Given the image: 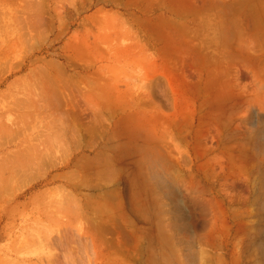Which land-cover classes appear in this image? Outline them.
Segmentation results:
<instances>
[{"label":"rangeland","instance_id":"1","mask_svg":"<svg viewBox=\"0 0 264 264\" xmlns=\"http://www.w3.org/2000/svg\"><path fill=\"white\" fill-rule=\"evenodd\" d=\"M1 1L0 264H264V0Z\"/></svg>","mask_w":264,"mask_h":264},{"label":"bare ground","instance_id":"2","mask_svg":"<svg viewBox=\"0 0 264 264\" xmlns=\"http://www.w3.org/2000/svg\"><path fill=\"white\" fill-rule=\"evenodd\" d=\"M0 1H1V0H0ZM239 1H241V0H239ZM239 1H237V2L239 3L238 5H241V3H240ZM243 1H246V0H243ZM243 1H242V2H243ZM255 1H256V0H255ZM1 2H2V1H1ZM1 2H0V4H1ZM5 2H6V1H5ZM7 2H8V1H7ZM189 2H190V1H189ZM246 2H247V1H246ZM190 3H191V2H190ZM210 3H211V2H210ZM191 4H192V3H191ZM243 4H244V3H243ZM243 4H242L241 6H242V8H245V7L243 6ZM255 4H258V3H255ZM255 4H253V6H254ZM244 5H245V4H244ZM234 6L236 7V5H234ZM250 6H251V5H250ZM255 6H257V5H255ZM251 7H252V6H251ZM257 7H258V6H257ZM257 7H256V9H257ZM248 8H249V7H248ZM250 9H251V8H250ZM250 9H248V10H250ZM256 9H255V10H256ZM259 9H260V8H259ZM240 10H241V9H240ZM242 11H243V10H242ZM252 11L254 12V9H253ZM257 11H258V10H257ZM246 12H247V11H245V13H246ZM253 12L250 11V12H248L246 15H248V14H250V13L252 14ZM258 12L260 13V10H259ZM259 13L256 12L255 14H259ZM263 13H264V12H263ZM251 14H250V15H251ZM253 14H254V13H253ZM255 14H254V15H255ZM244 15H245V14H244ZM246 15H245V17H247ZM250 15H249V16H250ZM249 16H248V17H249ZM260 16H261V15H260ZM262 16H263V14H262ZM251 18H252V16H251ZM263 18H264V17H263ZM263 18L261 17L262 21H264ZM245 19L247 20L248 18H245ZM249 19H250V18H249ZM241 20H242V19H241ZM250 20H251V19H250ZM250 20H249V21H250ZM252 20L255 21L254 19H252ZM259 20H260V18H259L257 21H259ZM247 21H248V20H247ZM242 22H243V21H242ZM242 22H241V23H242ZM250 22H251V21H250ZM260 22H261V20H260ZM236 23H238V21H237ZM252 23H253V22H252ZM252 23H250V26L252 25ZM263 23H264V22H263ZM238 24H240V23H238ZM238 24H237V25H238ZM258 24H259V23H258ZM240 26H241V25H240ZM242 26H245V23H244V22H243ZM248 26H249V25H248ZM238 27H239V25H238ZM245 27H246V26H245ZM253 27H254V26L252 25V28H253ZM247 28H248V27H246V29H247ZM240 29H241V28H240ZM242 29H243V27H242ZM248 29H249V28H248ZM260 29H261V28H260ZM249 30H251V29H249ZM252 30L256 31L255 29H252ZM261 30H262V29H261ZM262 31H263V30H262ZM241 32H242V30H241ZM241 32H240V33H241ZM248 32H249V31H248ZM259 32H260V31H259ZM243 33H245V32H244V29H243ZM243 33H242V35H241V38H242V36L244 35ZM247 34H249V33H247ZM247 34H245L244 36L247 37ZM261 34L263 35L264 32L261 33ZM261 34H259V36H260ZM255 35H256V34H255ZM248 36H249V35H248ZM257 36H258V35H257ZM263 36H264V35H263ZM246 37H245L244 39H246ZM252 37H254L253 34H252ZM255 37H256V36H255ZM249 38H250V37H249ZM249 38H248V39H249ZM256 40H257V39H256ZM261 41H262V40H261ZM254 42H255V41H254ZM257 42H258V41H257ZM259 42H260V40H259ZM259 42H258V43H259ZM255 43H256V42H255ZM260 43H261V42H260ZM260 43H259V44H260ZM260 45H261V44H260ZM171 67H172V66H171ZM50 76H51V75H50ZM223 76H224V74H223ZM53 78H54V77H53ZM59 78H62V77L59 76ZM228 78H229V77H228ZM57 79H58V78H57ZM62 79H63V78H62ZM47 80H48V79H47ZM226 80H227V79H226ZM59 81H60V84H61V83H62L61 79H60ZM229 81H230V80H229ZM229 81H228V84H229ZM50 82H52V81H50ZM50 82H47V83H48V84H52V83H50ZM56 82L59 83L58 80H56ZM56 82H54V83L56 84ZM226 84H227V83H226V81H225L224 85H226ZM58 86H59V85H58ZM64 86H65V85H64ZM227 86H228V85H227ZM229 86H231V85H229ZM229 86H228V87H229ZM62 87H63V86H62ZM42 89H43V88H42ZM42 89H41V90H42ZM69 89H70V88H69ZM80 89H81V88H80ZM80 89L77 88L78 92H79ZM85 89H86V88H85ZM189 89H190V88H189ZM191 89H192V88H191ZM67 90H68V88H58V87H57V88H54V90H53L55 95H58L59 97L62 98V99L60 98V100H61L60 102L63 101L64 104H65V108H64V109H63L64 106L61 105V106H62V109L64 110V112H65V109L67 108V110H68V107H70L69 105L74 104V103H75V100H76V97L74 96V94H73L70 90H69L70 92L67 91ZM192 90H193V89H192ZM80 91H81V90H80ZM82 91H84V90H82ZM82 91H81V94H80V95H79V93H78V96H80L81 98H82V95H83L84 93H85V95L87 94V91H86V90H85L84 92H82ZM189 91H190V90H189ZM194 91H195V90H194ZM197 91H198V90H197ZM35 92H36V91H35ZM39 92H40V91H39ZM51 92H52V91H50V93H51ZM182 92L187 93L186 91H182ZM199 92H200V91H199ZM36 93H38V91H37ZM42 93H43V92H42ZM42 93H41V94H42ZM82 93H83V94H82ZM190 93L192 94V91H190ZM28 94H29V93H28ZM28 94H27V95H28ZM43 94H44V93H43ZM183 94H184V93H183ZM199 94H200V93H199ZM30 95H31V94H30ZM37 95H38V94H37ZM39 95H40V94H39ZM85 95H83V96H85ZM88 95H89V94H88ZM192 95H194V93H193ZM28 96H29V95H28ZM188 96H189V95H188ZM26 97H27V96H26ZM26 97H25V98H26ZM37 97H38V96H37ZM37 97H36V98H37ZM186 98H189V97H186ZM26 99H27V98H26ZM40 99H41V98H40ZM190 99H191V98H190ZM23 100H25V99H23ZM23 100H22V102H23ZM35 100H37V99H35ZM42 100H43V97H42ZM46 100H47V99H46ZM191 100H193V99H191ZM19 101H20V100H19ZM33 101H34V100H33ZM40 101H41V100H40ZM47 101H48V100H47ZM17 102H18V101H17ZM20 102H21V101H20ZM20 102H19L18 104H20ZM34 102H35V101H34ZM23 103H24V104H25V103L27 104L26 101L23 102ZM39 103H40V102H36L37 105L33 107V108L36 107V108H35V112H41L42 110H43V112L47 111L48 106H47V108H46V107H44V106H46L45 104H44V106H43V104H42V106H40ZM48 103H49V102H48ZM183 103H184V102H183ZM24 104H23V106H24ZM38 104H39V105H38ZM46 104H47V102H46ZM50 104H52V103H50ZM50 104H49V105H50ZM21 105H22V103H21ZM21 105L19 106L20 108H22ZM32 105H33V104H32ZM57 105H58V104H57ZM75 105H77V104L71 105V107H72V106H74V108H75V107H77V108L79 107V106H75ZM15 107H16V110L19 109V108L17 109V105H16ZM57 107H58V106H57ZM57 107H55L54 110H53V107H52V108L49 107V108H48V111L50 110V108L52 109V110H50L51 112H52V111H55V109H57ZM59 107H60V106H59ZM59 107H58V109H59ZM45 108H46V109H45ZM74 108H72V109L69 108V110H72V112H73V111H77V110L79 111V109H80V108H79V109H76V108H75L76 110H73ZM12 109H13V107H12ZM58 109H57V110H58ZM62 109H61V110H58V111H62ZM25 110H26V109H25ZM48 111L46 112L47 114H48ZM78 111H77V112H78ZM17 112H20V111L18 110ZM35 112H34V113H35ZM55 112H57V111H55ZM64 112H63V113H64ZM67 112H68V111H66L65 114H66ZM72 112H71V113H72ZM77 112H75V114H74V112H73V114L76 115ZM80 112H81V110H80ZM178 112H179V111H178ZM71 113L69 112V114H71ZM35 114H36V113H35ZM73 114H72V115H73ZM40 115H41V114H40ZM48 115L50 116V112H49ZM48 115H46V117H47ZM56 115H57V114H56ZM81 115H82V114H81ZM28 116H29V115H28ZM28 116H25V118H28ZM78 116H79V115H78ZM151 116H152V115H151ZM44 117H45V114H44ZM50 117H51V116H50ZM58 117H59V116H58ZM175 117H176V115H175ZM21 118H22V117H21ZM53 118H54V117H53ZM68 118L70 119V117H68ZM71 118H72V117H71ZM75 118H77V117L75 116ZM152 118H153V117H152ZM56 119H57V118H54V120H56ZM69 119L67 120V117H66V120H67L68 122H69ZM52 120H53V119H52ZM62 120H63V118H61V119L58 118V121H57V122H59V123H61V122H62V123H63V122H67L66 120H64V121H62ZM70 121H71V119H70ZM68 122H67V125L70 124V123H68ZM71 122H73V120H72ZM76 122H77V121H76ZM50 123H51V122H50ZM63 124H64V123H63ZM49 125H51V124H49ZM52 125H53V124H52ZM67 125H66V126H67ZM66 126H65V131H66V129L69 127V126H67V128H66ZM49 127H50V126H49ZM51 127H52V126H51ZM51 127H50L49 130L52 131V133H54L53 130L55 131V128H54V127H56L57 130H56V132H55L54 134H55V135H58L59 132H57V131L59 130V129H58L59 126L55 125V126L53 127V130L51 129ZM71 127H72V126H71ZM71 127H70V128H71ZM59 128H60V127H59ZM70 128H68V129H70ZM61 129H62V126H61V128H60V133H59V134H61L62 132H63V133H66V134L68 133V131H67V132H64V128L62 129L63 131H62ZM70 130H71V129H70ZM47 131H48V128H47ZM71 131H72V130H71ZM73 131H74V130H73ZM73 131H72V132H73ZM48 133H51V132H48ZM52 133H51V134H52ZM56 133H57V134H56ZM42 134H43V132H42ZM42 134H41V135L39 134V136H42ZM51 134H49V135H51ZM66 134H64L63 136H61V135H62V134H61L60 137L67 136ZM33 135H34V134H33ZM55 135H54V136H55ZM37 136H38V135H37ZM37 136H36V137H37ZM46 136H47V135H46ZM58 136H59V135H58ZM30 137H31L32 139L35 138V140H36V139L39 140V138H36V137L33 138L32 136H30ZM50 137H53V136H50ZM58 138H59V137H58ZM64 138H66V137H64ZM32 139H30V140H32ZM61 139H62V138H61ZM30 140H29V141H30ZM41 140H42V139H41ZM62 140H65V139H62ZM66 140H67V139H66ZM66 140H65V141H66ZM39 141H40V140H39ZM39 141H38V143H39ZM30 142H31V141H30ZM53 142H54V141H53ZM57 142L61 143V141H57ZM31 143H32V142H31ZM34 143H36V142H34ZM34 143H33L32 145H34ZM44 144H45V143H44ZM64 144H66V142H64ZM29 145H30V144H29ZM56 146H57V145H56ZM60 146H61V145H60ZM32 147H33V146H32ZM57 147H58V146H57ZM34 148H35V147H34ZM33 150H34V149H33ZM29 151H32V149L29 148ZM33 152H34V151H33ZM30 153H31V152H30ZM30 153L27 154V156H29ZM13 155H14V154H13ZM24 155H25V154H24ZM64 155H65V153H64ZM27 156H25V157H27ZM15 157H16V156H15ZM15 157H13V158H15ZM107 157H108V159H109V156H107ZM44 158H45V156H44ZM63 158H64V157H63ZM15 159H16V158H15ZM28 159H29V158H28ZM36 159H38V158H36ZM36 159H35V160H36ZM104 159H106V158H104ZM110 159H111V158H110ZM9 160H10V159H9ZM9 160H8V162H9ZM22 160H23V158H22ZM25 160H26V159H25ZM106 160H107V159H106ZM11 161H12V159H11ZM13 161H14V160H13ZM17 161H18V160H17ZM17 161H16V163H17ZM102 161H103V160H102ZM110 161H111V160H110ZM4 163H5V162H4ZM16 163H15V164H16ZM21 163H22V162H21ZM97 163H98V162H97ZM106 163H107V161H106ZM13 164H14V163H12V165H13ZM27 164H28V162H27ZM108 164H111V163H108ZM20 165H22V164H19V167H20ZM97 165L99 166V164H97ZM102 165H103V164H101L100 167H101ZM15 166H16V165H15ZM22 166H23V165H22ZM28 166H29V165H28ZM26 167H27V166H26ZM14 168H15V167H14ZM27 169H29V168L27 167ZM20 170H21V168H20ZM23 170H25V168H23ZM12 171H13V170H12ZM16 171L18 172V170H16ZM16 171H15V172H16ZM26 171H27V170H26ZM100 172H101V171H100ZM82 173H83V172H82ZM82 173H81V174H82ZM98 173H99V172H98ZM15 174H16V173H15ZM28 174H29V173H28ZM34 174H35V173H34ZM11 175H12V173H11ZM27 176H28V175H27ZM71 176H72V175H71ZM12 177H13V176H12ZM23 177H24V176H23ZM70 180H72V179L70 178ZM73 181H74V180H72V183H73ZM88 181H89V179H88ZM65 188H66V187H65ZM58 189H59V188H58ZM61 189H62V187H61ZM63 191H64V186H63ZM63 191H62V192H63ZM69 191H70V190H68V192H69ZM46 192H47V191H46ZM62 192H61V193L59 192L60 195H61V197H62V195H63ZM64 192H65V191H64ZM69 193H71V191H70ZM72 193H73V192H72ZM72 193H71V195H72ZM44 194H45V193H44ZM46 195H47V194H46ZM67 195H68V194H67ZM169 195H170V194H169ZM174 195H175V194H174ZM176 195H177V194H176ZM176 195H175V198H176ZM65 196H66V194H65ZM65 196L63 195L62 198H65ZM73 196L75 197L76 195L73 194ZM172 196H173V194H172ZM172 196H171V197H172ZM37 197H38V196H37ZM43 197H45V196H43ZM66 197H67V198H66V200H67V199L70 197V195H68V196H66ZM74 197H72V198H74ZM38 198H39V197H38ZM70 198H71V197H70ZM76 198H77V197H76ZM87 199H88V198H87ZM64 200H65V199H64ZM68 200L71 201L70 199H68ZM75 201H76V200H75ZM75 201H74V203L71 202V203H72L71 205L75 204ZM59 202H60V201H59ZM66 203H67V201H66ZM69 203H70V202H69ZM61 204H63V200L61 201ZM61 204H60V205H61ZM64 204H65V203H64ZM64 204H63V205H64ZM78 204H79V206H80L81 203H78ZM85 204H86V203H85ZM101 204H102V203H101ZM101 204H100V205H101ZM58 205H59V204H58ZM58 205H57L56 207H58ZM75 205H76V204H75ZM75 205H73V207H74ZM65 206H66V204H65ZM87 206L89 207V203H88ZM61 207H62V206H61ZM71 207H72V206H71ZM76 207H77V205H76ZM88 207H86V205H85V208H88ZM64 208H65V207H63V209H64ZM80 208H82V207L80 206ZM57 209H58V208H57ZM73 209L75 210V208H73ZM78 209H79V208H78ZM61 210H62V209H61ZM64 210H65V209H64ZM76 210H77V209H76ZM99 210H100V209H99ZM101 210H103V209H101ZM51 211H52V210H51ZM56 211H57V210H56ZM72 211H73V210H72ZM77 211H78V210H77ZM80 211H81V210H80ZM83 211H85V210H83ZM83 211H82V212H83ZM57 212H59V210H58ZM60 212H61V211H60ZM69 212H70V210H69ZM86 212H87V211H86ZM67 213H68V212H67ZM70 213H71V212H70ZM62 214H63V213H62ZM74 214H75V216H78L80 213L78 212V215H76V213L74 212ZM80 215H81V214H80ZM80 215H79L78 217H80ZM82 217H84V213H83ZM86 218H87V217H86ZM88 218H89V216H88ZM89 219H90V218H89ZM94 221H95V220H94ZM37 236L39 237L40 234H37ZM33 237H34V236H33ZM38 237H37V238H38ZM40 238H41V236H40L38 239H40ZM38 239H37V240H38ZM43 239H44V238H43ZM43 239H41V241H42ZM48 239L50 240V238H48ZM44 240L46 241L47 239H44ZM41 241H39V242H41ZM42 242H43V241H42ZM47 242L50 244L49 241H47ZM57 243H58V242H57ZM57 243L55 242V244H57ZM55 244H54V245H55ZM51 246H52V245H51ZM54 249H56V247H55ZM54 249H53L52 251L55 252L56 250H54ZM56 252H57V251H56ZM56 252H55V253H56ZM55 253L51 252V255H53V254H55ZM56 256H57V254H55V256L53 255L52 257H51V256H50V257H51L52 260H54V259H56Z\"/></svg>","mask_w":264,"mask_h":264}]
</instances>
